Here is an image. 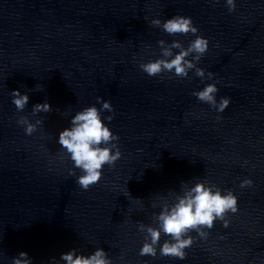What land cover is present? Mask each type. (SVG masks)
I'll return each instance as SVG.
<instances>
[{"label": "water", "instance_id": "1", "mask_svg": "<svg viewBox=\"0 0 264 264\" xmlns=\"http://www.w3.org/2000/svg\"><path fill=\"white\" fill-rule=\"evenodd\" d=\"M174 14L207 37L196 63L212 80L140 69L160 55L158 40L193 38L149 23ZM213 81L217 99L231 97L220 113L192 95ZM12 89L29 95L22 111ZM97 96L113 105L103 115H113L121 157L85 190L56 136L76 110L99 107ZM45 100L52 110L34 117ZM20 115L43 124L26 135ZM246 176L254 184L241 188ZM196 179L237 195L229 224L215 220L206 239L192 231L183 260L139 255L137 224L154 223L152 202ZM98 246L113 264H264V0H236L232 12L224 0H0V264L20 251L53 264Z\"/></svg>", "mask_w": 264, "mask_h": 264}, {"label": "clouds", "instance_id": "2", "mask_svg": "<svg viewBox=\"0 0 264 264\" xmlns=\"http://www.w3.org/2000/svg\"><path fill=\"white\" fill-rule=\"evenodd\" d=\"M211 2V0H209ZM229 12L236 8V0H224ZM149 23L158 26L169 35L193 34L187 45L179 40L172 39L166 42L164 39L157 41L160 55L155 59H148L139 63L140 69L149 76L161 73L169 74V78L187 77L190 70L202 80H212L214 73L197 66V61L208 50L207 37L197 34L198 27L190 16L174 14L171 17L161 19L153 17ZM12 103L18 111H22L28 104L29 95L20 89H12ZM219 88L217 82L204 84L202 88L194 89V95L199 101L207 103L217 113L230 104L231 97L220 96L217 99ZM96 104L83 106L70 116L68 125L58 130L56 141L60 145L62 160H70L72 167L68 169L70 175H76V183L87 190L92 184L99 182L105 165L113 166L121 157L118 146L119 136L113 132L106 121L110 122L113 115H103L105 110L113 112V105L107 99L96 97ZM51 105L47 100L37 102L31 106L33 116L40 112L51 111ZM17 124L23 126L26 135L36 131L38 125L43 124L42 118H35L32 122L27 115H20ZM254 184L250 176H246L239 182L241 188ZM142 201L140 198H134ZM238 197L231 189H221L214 183L204 179H196L194 182L181 181L180 190L169 189L166 197H160L152 202V207H159L158 212H153L154 223L145 224L138 222V230L144 233V240L139 248V255L172 256L183 260L187 253L186 248L191 247L195 237L191 235L195 231L199 238L206 239L209 235L207 229L214 226L215 220H221L226 227L229 219L226 213H235L238 210ZM166 238L161 241V236ZM53 264H113L112 257L103 247H95L87 254L77 248H70L60 253L59 259L52 257ZM11 264H32V257L26 251H20L12 256Z\"/></svg>", "mask_w": 264, "mask_h": 264}]
</instances>
